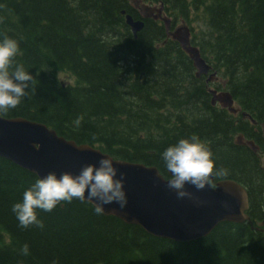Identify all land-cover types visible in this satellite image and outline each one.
Instances as JSON below:
<instances>
[{"label":"trees","instance_id":"obj_1","mask_svg":"<svg viewBox=\"0 0 264 264\" xmlns=\"http://www.w3.org/2000/svg\"><path fill=\"white\" fill-rule=\"evenodd\" d=\"M186 23L201 57L240 111L211 106L205 78L163 28L144 20L136 38L124 15L139 19L129 0H0V35L18 40L17 57L34 77L5 118L42 123L58 136L88 144L115 159L155 167L159 154L195 133L206 141L216 168L245 187L252 226L264 221V0H150ZM195 43V44H194ZM70 75L71 82L57 74ZM143 78L139 79L140 73ZM26 91H28L26 89ZM243 135L257 153L236 145ZM36 175L0 157V264H264V232L249 223L218 224L205 238L179 243L156 238L111 215H95L78 200L21 228L11 204ZM30 254H19L22 245Z\"/></svg>","mask_w":264,"mask_h":264},{"label":"water","instance_id":"obj_2","mask_svg":"<svg viewBox=\"0 0 264 264\" xmlns=\"http://www.w3.org/2000/svg\"><path fill=\"white\" fill-rule=\"evenodd\" d=\"M141 12L143 17L157 19L160 11L143 7ZM125 22L134 36L143 27L141 20H133L130 15H125ZM172 38L188 54L196 75L207 73L210 67L197 48L191 46L188 29H176ZM211 93L212 103L219 101L222 107L234 112L228 93ZM244 145L256 151L253 144L245 142ZM101 154L105 153L87 144L66 140L42 123L0 116V157L36 176L42 177L49 171L76 173L84 164H95ZM115 166L124 173L128 202L122 210L116 204L106 205L104 215L139 226L153 237L189 243L205 238L220 223L241 224L249 220L247 192L233 181H218L213 187L208 182L202 190L186 184L185 188L202 202L197 206L192 200L177 199L175 192L167 188L166 179L153 166L122 160H116Z\"/></svg>","mask_w":264,"mask_h":264},{"label":"clouds","instance_id":"obj_3","mask_svg":"<svg viewBox=\"0 0 264 264\" xmlns=\"http://www.w3.org/2000/svg\"><path fill=\"white\" fill-rule=\"evenodd\" d=\"M21 55L17 39L0 35V113L15 109L32 90L35 79L29 72L30 68L16 59ZM159 157L168 173L167 188L175 192L177 199L192 200L197 206L202 202L196 200L185 185L202 190L208 186L210 176L226 175L225 169L215 167L207 142L195 133L169 144ZM115 162L114 157L101 154L95 164H84L76 173L49 171L42 177L37 175L23 191L21 200L11 204L10 210L18 226L42 229L44 225L37 217V209L51 212L62 202L71 203L73 200L90 205L98 216L105 214L106 205L116 204L124 209L128 202L125 176ZM19 254L28 256L29 246L22 245ZM52 264L56 261L53 260Z\"/></svg>","mask_w":264,"mask_h":264},{"label":"flooded vegetation","instance_id":"obj_4","mask_svg":"<svg viewBox=\"0 0 264 264\" xmlns=\"http://www.w3.org/2000/svg\"><path fill=\"white\" fill-rule=\"evenodd\" d=\"M147 1H148V4H152V5H157L158 6V4H153V1H150V0H147ZM135 14L138 15V17H139V11L138 10H135ZM161 16L164 17V18L170 19V27H171L170 30H173L174 27H172V26H173V21L175 20L174 12H171L165 6H163V12H162ZM148 19H150V18H148ZM156 23L161 24V21L158 20Z\"/></svg>","mask_w":264,"mask_h":264},{"label":"rangeland","instance_id":"obj_5","mask_svg":"<svg viewBox=\"0 0 264 264\" xmlns=\"http://www.w3.org/2000/svg\"><path fill=\"white\" fill-rule=\"evenodd\" d=\"M195 19L194 18H192V17H190V23L192 22V21H194ZM189 23V24H190ZM193 26H194V34L195 35H197V33H198V28H197V23H193ZM70 75L69 74H66V73H64V72H59L58 74H57V77L59 78V79H61L63 82L65 81V82H71L72 81V79L69 77ZM262 162H264V155H262Z\"/></svg>","mask_w":264,"mask_h":264},{"label":"bare ground","instance_id":"obj_6","mask_svg":"<svg viewBox=\"0 0 264 264\" xmlns=\"http://www.w3.org/2000/svg\"><path fill=\"white\" fill-rule=\"evenodd\" d=\"M135 38H136V37H135ZM193 72H194V71H193ZM141 75H143L142 72L140 73V76H141ZM140 76H139V77H140ZM241 136H242V138H243L245 141H247L248 143H251V144H253L254 146H258V145H256V144L254 143V141H253L252 139H249V138L246 139V138L243 137V135H241ZM224 180H230V181H233V182L237 183L236 181L231 180V179H220V180H217V181H224ZM237 184H240V183H237ZM244 188H245V187H244ZM263 222H264V221H263ZM216 226H217V225H216ZM216 226H215V227H216ZM215 227H214V228H215Z\"/></svg>","mask_w":264,"mask_h":264}]
</instances>
